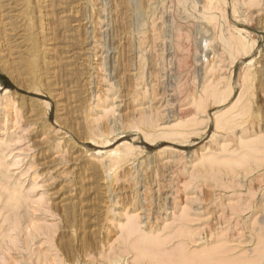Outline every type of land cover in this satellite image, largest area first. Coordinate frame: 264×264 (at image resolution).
I'll return each mask as SVG.
<instances>
[{"label":"rangeland","instance_id":"1","mask_svg":"<svg viewBox=\"0 0 264 264\" xmlns=\"http://www.w3.org/2000/svg\"><path fill=\"white\" fill-rule=\"evenodd\" d=\"M0 264H264V0H0Z\"/></svg>","mask_w":264,"mask_h":264},{"label":"bare ground","instance_id":"2","mask_svg":"<svg viewBox=\"0 0 264 264\" xmlns=\"http://www.w3.org/2000/svg\"><path fill=\"white\" fill-rule=\"evenodd\" d=\"M182 2L184 3V0H182ZM241 47H242L243 49H245V48H246V45H244V44L241 43ZM243 51H244V50H243ZM217 96H218V94H217ZM217 96H216V98H218Z\"/></svg>","mask_w":264,"mask_h":264}]
</instances>
